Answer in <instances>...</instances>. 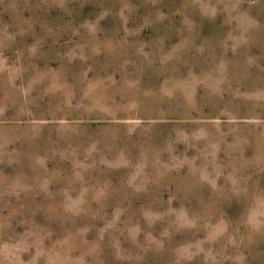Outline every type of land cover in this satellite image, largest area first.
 <instances>
[{"label":"rangeland","instance_id":"374dc122","mask_svg":"<svg viewBox=\"0 0 264 264\" xmlns=\"http://www.w3.org/2000/svg\"><path fill=\"white\" fill-rule=\"evenodd\" d=\"M0 264H264V0H0Z\"/></svg>","mask_w":264,"mask_h":264}]
</instances>
